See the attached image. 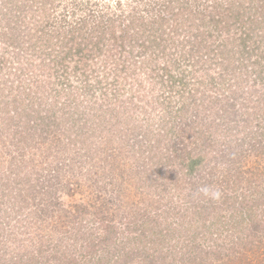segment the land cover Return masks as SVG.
I'll list each match as a JSON object with an SVG mask.
<instances>
[{"label": "rangeland", "instance_id": "obj_1", "mask_svg": "<svg viewBox=\"0 0 264 264\" xmlns=\"http://www.w3.org/2000/svg\"><path fill=\"white\" fill-rule=\"evenodd\" d=\"M52 1H54V4L49 2L47 9L53 17L54 24L51 28L46 27L47 30L51 31L61 23L60 19L63 17L69 19V22L79 18H88L93 22L101 16L114 17L115 19L122 17L120 20L128 24L127 19L130 14L140 12L139 14L144 16L145 20L152 21L156 18L158 11L165 10L163 5L167 2L166 0ZM179 1L185 4V8H187L186 10L183 9L184 18L182 24H179V28L191 23L192 13L190 12L205 8L211 11V4L214 2H223L227 6L228 1H230L236 5H251L256 9L264 10V0ZM26 5L35 8L41 6L29 0H0V188L3 187L2 180L8 174L13 172V178H16V176L20 178V187H13V198L4 195L5 197L2 198L4 206L1 205L3 202L0 201V264H14L12 258L16 257L24 259L21 264H27L26 260L29 259L31 262V258H28V256L32 255L34 256L33 262L38 261L37 264H40V262L45 264L50 257L54 256H57L55 260L58 261L59 254V264H63L66 259L67 262L64 263H70L69 256H73L72 247L78 249L87 247L84 245L86 240L82 237V233L71 238L69 234H66V237L70 238L68 248L71 247V250L70 252L67 250V256L65 257V252L60 251L56 254L52 248L48 249L44 238L45 228H40V223L36 218L41 215V210H46L45 214H48L50 212L49 208L54 210L61 207L65 211L69 223L66 224V227L54 223V227H50V230L60 231L64 235L66 232L72 234L74 232H85L86 229L78 228L83 219L85 220L83 222L84 226L96 230L99 224V220H96V208L99 206L98 216L104 215L100 213L104 204H107L104 209L109 207L113 210L112 215L116 216L115 223L119 227L121 226L120 228L123 231L124 236L115 241V244L109 243L111 246L109 250H117V254L115 252L114 254L122 258L121 264H264V246L258 250L256 249L252 255L247 257L248 260L245 257L241 259L242 255L237 254V252H240L239 250L245 248L246 242L241 245L237 244L233 248L222 247L229 242L227 234L233 232L230 230L233 223L231 217L242 221V226L245 217L244 212L240 210L242 205L234 197L237 187L233 181L239 172L237 168L240 167L241 172L251 170L256 168L258 161L252 156L245 157L250 152L247 151L245 155L247 145H245V149L241 150L242 152H239L241 155L234 156L235 160L228 156L223 158L220 155L215 156L219 153L218 150L223 151L222 146L227 143L234 146L233 149L229 150L230 152L237 151L238 148L233 140L245 138L247 134L244 131L241 135H238L237 132L243 130L241 125L238 126L239 128L229 129L223 123V120L235 121L236 119L227 115V112L220 105L210 106L208 112L210 111L211 115L202 110H194V108L180 109L182 105L184 106L185 103L192 100H188L186 94H184V100H181L176 93H172V90L177 92L176 88L179 84L175 87L167 82L164 85L165 87L161 84L151 85L147 78L141 75L138 79L143 80L144 91L149 92L145 93L147 99L156 103V105H145V108L141 107L139 110H134L131 107L126 111L121 109V118L120 116L116 118L115 112L113 114L109 112L101 118L91 119L89 114H94L92 108L94 106L96 108L102 107L99 104L106 97H103V94H105V92H102L103 89L99 87L97 90L93 89L95 88L92 87L95 86V80L87 81L88 83H82L83 88L81 87L77 91L75 102L78 100L77 98L82 97L84 90V101L81 107L78 108L79 112L77 113V119L79 117L81 119L77 124L80 132L87 133L88 138L87 136L77 138L75 130L77 127L68 130L67 127L62 125H51L50 133L45 135V141L42 145L39 144L41 132L38 128L35 130L37 136L35 141L29 139L26 143H23L21 149L15 150L13 148V138H16V140H26V136L29 138L26 134V136H16L17 134L15 135L13 132L24 130L25 125L28 127L33 126V121H35L33 116L38 111L44 112L46 110L47 115L50 114L51 116H60L64 112H60L58 109L50 111L52 108H50V105L57 99L55 97L56 92L59 90L64 91L65 88H62L59 81L56 82V85L53 84L58 77L51 76L54 72L52 69L50 70V67L53 66L51 64H53L52 59L54 56L52 55V58L48 57L51 51L47 53L35 44V39L30 41L26 38L25 29H27L29 23L34 22L31 19L32 12L35 10L30 7L27 8ZM10 23L11 28L9 27ZM21 25L25 29L20 27ZM157 26L159 25H154L155 28ZM170 26L165 29L166 35L171 34V30L176 26V23L171 22ZM207 27L211 29L210 26L206 25L201 30L207 32ZM65 28L66 26H64ZM13 34H17V36H13ZM184 34L180 35L179 32V35L173 36L172 40L179 43L178 39L183 40ZM261 34H264V29ZM166 40H170L166 41L165 52L168 58H171L173 53L180 57L183 50L173 47L174 43L171 39L166 38ZM157 49L159 48L150 49L146 55ZM210 49L211 38H208L206 42H201V46L195 50L197 52H195L194 57H181L176 60L177 62L174 63L173 68L177 69L174 70V73L178 74L181 71L186 76L191 72V76L188 75L187 77V80H189L196 69L191 64H187L186 59L200 58L202 53L208 55ZM105 54L104 52L100 56L98 64L103 63L108 58L109 55ZM174 59L176 58L174 57ZM157 60V64H164L161 58L158 57ZM233 69L230 68V71H234ZM209 73L217 77V83H221L217 71L213 69ZM206 74L199 73V78H205L204 83L191 82L188 84V88L194 89L193 86H196V90L206 92V95L211 94L214 90L211 89V86L207 88L208 83H211V77ZM104 76L105 71H101L99 79ZM250 79L254 80V77ZM111 80L110 78L109 82ZM227 80H222L225 87L229 82ZM234 85L235 83L233 87ZM246 87L249 88V86ZM3 89L6 91L5 100L2 99L4 94L1 90ZM18 93H20L19 98ZM64 93L63 95H65ZM63 95L62 101L64 100ZM130 95L131 93L123 95V100L129 101ZM199 98L200 96L197 99ZM42 101L43 103L40 104ZM160 101L162 103H158ZM4 102L9 104L6 109H2ZM70 103L71 101L68 102V105ZM71 106V108L68 107L65 110V114L72 112L74 116V101ZM178 109L179 111H177ZM33 110L38 111L34 113ZM59 120L57 119L56 123H59ZM190 121L198 122L197 129L189 131L193 135L191 138L198 140V143L193 145L188 141H183L185 144L178 146L183 151L180 154H174V159L171 162L160 160L159 151L151 150L148 147L152 144L151 142H154L152 146L170 148L173 151L178 142L169 141L170 138L167 140L163 138L160 142L155 143L157 134L163 131V135L178 138L173 133L174 128L178 126L182 128ZM28 123L30 124L28 125ZM53 127L54 132L52 133ZM186 129H188V126ZM207 129H209V133L206 132ZM66 131L69 133H65ZM186 136H188L187 133L183 138ZM178 140L179 138L176 139V141ZM3 142L5 143L3 144ZM140 142H143L144 145L142 151H140ZM35 143H37V147L39 144V150H33ZM11 151L15 152L12 153L15 159L10 157ZM153 154L156 155L152 159ZM113 155L117 158H113ZM184 155L187 158H189L188 155H199L202 161L197 166H190L191 171L188 176L182 177L183 172H179L177 177L173 178L174 169L183 170L181 157ZM201 155L205 159H202ZM95 156L97 160L101 159L103 162H94L93 158ZM73 162L76 168H80L78 171L82 174L79 181L81 186H77V177H71L72 184L67 181L65 183V180L61 183L59 181V176L67 171L66 166H70V163ZM95 168H97V171L102 170V172L94 176L92 181L85 179L88 173L97 172ZM113 168L115 169L113 170ZM64 175H67V173ZM122 175H126L128 182L121 177ZM239 176L236 179H239ZM211 177L214 178L211 180ZM255 177L257 176L254 175L251 179H255ZM110 179L116 180V182L108 183ZM178 179L182 183H178ZM256 179V183L260 182L258 177ZM204 186L219 190L221 197L218 200L204 197L199 191ZM99 188H102L100 191L101 198L97 201L95 196H97ZM18 195H20V200L22 196V203L27 202L29 209L20 205L22 207L20 217H15V214L12 213L9 217H5L10 213L4 211L6 208L11 209L15 205L16 207L11 210L17 211L19 204L16 202V197ZM225 195L230 199H225ZM263 197L262 192L258 193L256 197L258 207L257 205L254 206L259 213V218L263 215ZM211 203H216V205L212 207ZM194 206L200 207L197 208L198 211L195 212ZM29 211L35 212V214L30 215ZM220 219L222 220L220 225L216 224ZM29 222L32 223V229H34L30 233L28 231V229H31L28 227ZM128 222L132 224L129 229L127 228ZM18 229L20 231H17ZM237 229L239 230V226ZM262 229L264 232V225ZM262 229L259 232L264 234ZM99 231L97 233H100ZM17 232H20L17 241L12 243L9 241L8 234ZM244 235L243 230L240 236L243 237ZM76 241L80 242L78 246L74 245ZM218 246H220L218 250L215 249ZM42 250L44 253L39 255ZM128 250L132 252L127 256L125 252ZM215 250L216 252H223V257L219 253L207 256L208 252ZM29 251L30 253H28ZM257 251L260 254L258 256L256 255ZM193 252L196 254L195 257L191 256ZM224 252L228 255L225 256ZM118 253L120 256H118ZM51 262H54V260ZM86 263L84 262V264ZM118 263L120 264L119 261Z\"/></svg>", "mask_w": 264, "mask_h": 264}, {"label": "trees", "instance_id": "obj_2", "mask_svg": "<svg viewBox=\"0 0 264 264\" xmlns=\"http://www.w3.org/2000/svg\"><path fill=\"white\" fill-rule=\"evenodd\" d=\"M29 1L36 2L37 5L41 6H37L35 8L34 6L26 5L27 8L30 7L33 10L35 9L32 12L33 16L31 19L34 22L29 23L27 29H25L23 25L20 27L26 30L27 39L30 41L35 39L36 45H39V47L47 53L51 51L48 57L52 58V55L54 56L52 59L53 64H51L52 61L50 62L51 66H54L50 67V70L52 69L54 71L51 76H56L58 78L54 80L53 84L56 85V82L59 81L62 88L64 87L65 89L64 91L59 90L56 92L55 97H57V99L50 105V108L52 107L50 111L58 109L60 112H64H62L60 116H51L50 114L47 115L48 112L46 110H44V112L41 110H33L34 113L38 111V113L33 116L36 121L32 120L33 126L28 127L25 125L24 130L19 132L16 130L13 132L15 135L17 134L16 136L28 135L29 138H27V136L26 140H16V138H13V148L15 150L21 149L23 143H26L29 139L35 141L37 137L35 130L38 128L41 132V141L39 144L42 145L45 141V135H49L50 133L51 125H62L63 127H67L68 130H72L73 128L75 129V127H77V129H75L77 132V138L87 136L88 134L84 131L80 132L79 125L77 124L81 119V117L77 119V113L79 112L78 108L81 107L84 101V90L82 92V97L77 98L78 100L76 99L77 101L75 102L77 91L82 87V83L85 84L87 81L89 82L90 80H95V86H92L95 88L93 89L97 90L98 87L103 89L102 92H105L103 97H106L103 102L99 104L102 107L96 108V106H92L94 114H89L91 119H95L96 117L101 118L104 114L109 112L111 114L115 112V117L118 118L120 116L121 118V109L126 111L130 109L129 107H131L134 110H139L141 107L145 108V105H156V103L147 99L145 93L149 92L144 91L145 87H143V80L138 79L141 75H144L151 85L161 84L164 86L167 82L170 83L172 87H175L179 84L176 88L177 92L172 90V93H176L181 100H184V94H186L187 99L192 100H189L188 103L184 104V106L182 105L180 109L194 108V110H202L207 113L209 108H211L210 106L220 105V107L227 112V115L236 119L235 121L223 120V123L227 125L229 129L239 128L238 126L241 125L243 130L237 132L238 135H241L244 131L246 132L247 136L245 138L238 137L240 140H233L238 148L237 151L234 150V152H230L229 150L233 149L234 146L231 143H227L222 146L223 151L218 150L219 153L215 156L217 157L220 155L222 158L228 156L235 160V157L240 154L239 152L243 148L245 149V145H247L245 155L247 151L250 152L245 157L252 156L258 161V165H256V168L254 169L246 171L243 170L244 172H241V168H237L239 171L237 177L239 174L240 176L239 179H236V177L233 181L237 187V192L234 197H236L242 205L240 210L244 212L243 214L245 217L243 218V226L242 221L231 217L233 219V223L231 224L230 230L233 232L227 234L229 242H227V245H223L222 247L225 246L224 248H233L237 244L241 245L246 242L245 248L243 250H239L240 252H237L238 255H242L241 259L244 257L247 259L248 256L252 255L253 252L256 251V249L258 250L262 248L264 246V234H261L259 231H261L262 226L264 225V208H262L263 210L261 209L263 215L259 218V213L254 206L257 205L256 197L258 193L262 192V195H264V34H261L264 29V10H261L260 8L256 9L251 5H236L230 1H228L229 4L227 6L223 2H214L211 4V11L205 8L196 12H190L192 13L191 23H187L183 25L182 28H179L184 18L183 9L186 10L187 8H185V4H182L179 0H166L167 2L163 5L165 10L158 11L156 18L152 19V21L145 20L144 16L139 14L140 12H133V14H130L127 19L128 24L120 20L122 17H117L115 19L114 17L101 16L93 22H91L88 18L73 19L69 22V19L63 17L60 19L61 23L55 26V29L51 31L46 29V27L51 28L54 24L52 21L53 17L50 15L47 6L49 2H53L54 4V1ZM16 7L18 6L16 5ZM171 22H175L176 26L172 28L171 34L166 35L167 33L165 29H167L168 26L171 27ZM11 23L9 24L10 28L12 27ZM156 24L159 25L157 28L154 27ZM203 25L210 26L211 29L207 27V32L205 30H201V28L204 27ZM64 26H66L65 29ZM179 32L180 35L184 34V32L185 34L183 40H180L179 38V43H177L172 40V37L179 35ZM13 36H17V34H13ZM166 38L173 41V47L181 48V50H183L180 57L173 53L171 58H168L165 50L166 41L170 40H166ZM208 38H211V49L208 55L202 53L200 58L196 57L194 60L186 59L187 64H191L192 67L196 69L193 76L187 80L188 75L191 76V72L186 76L181 71L178 74L174 73V70L177 69L173 68L174 63L177 62L176 60L181 57H194L195 52H197L195 50L201 46V42H206ZM187 44H189L188 47ZM153 48L159 49L151 52L149 55H146L147 51ZM104 52L106 53L105 55L108 54L109 56L103 61V63L98 64V59ZM158 57L164 61L163 65L157 64ZM174 57L176 59H174ZM230 68H234V71H230ZM213 69L218 72V79L221 83H217V77L209 73L210 70ZM101 71H105V76L99 79ZM199 73H207L206 75L211 77V83H208L209 85L207 86V88L211 86V89L214 90L211 94L209 93L206 95V92L196 90V86H193L194 89L188 88V84L191 82L204 83L206 81L204 77L199 78ZM251 77H254V80H251ZM110 78L112 80L109 82ZM223 79H228L227 81L229 82L227 87L223 85ZM234 83L235 85L233 87ZM246 86H249V88ZM260 86L261 89L259 90ZM1 91L4 94L2 95V99L5 100L6 91L5 89ZM63 93L65 95H63ZM128 93H131L129 101H124L123 95ZM62 95L64 98L63 101L61 99ZM19 96L20 93H18V98ZM198 96H200L199 99H197ZM70 101L71 103L74 101V116L72 115V112L65 114V110L68 107L71 108L73 106H71V103L68 105V102ZM42 103L43 101L40 104ZM158 103H162V101ZM207 104H209V106H207ZM2 105V109H6L9 104L4 102ZM177 111H179V109ZM208 114L211 115V112L209 111ZM57 119H60L59 123H56ZM29 124L30 123H28V125ZM69 124H71L70 127H68ZM187 126L188 129H186ZM198 126L197 121H190V123L182 128L180 126L174 128L173 133H175L179 138L178 141H176L178 138L163 135V131L162 133H158L155 143L160 142L163 138L165 140L170 138L169 141L174 140L176 143L178 142L173 151H171L170 148L166 149L161 146H152L154 142H151L152 144L148 147L151 150L159 151L160 160H163L164 162L165 160L171 162L174 159V154H180L183 151L180 150L179 147L183 146L185 144L184 142L188 141L193 145L198 143V140L191 138L193 135L189 132L192 129H197ZM53 132L54 127L52 128V133ZM206 132L209 133V129H207ZM65 133L69 132L66 131ZM185 133H187L188 136L183 138ZM146 139L148 140L147 136ZM208 141L210 142V140ZM5 142H3V144ZM39 144L37 147V143H35L33 146L34 151L39 150ZM139 146L140 151H142L144 147L143 142H140ZM132 150L134 151L135 149ZM235 152H237V154H235ZM12 153L15 152L11 151L10 157L14 158ZM155 155L156 154H153L151 158L153 159ZM240 155L239 157H241ZM188 157L189 158L185 157V155L181 157L183 160L182 165L184 166L183 170L178 171L174 169L173 178H176L179 172H183L182 177L188 176L191 171L190 166H197L202 161L199 158V155H188ZM200 157L203 156L201 155ZM113 158H117V156L113 155ZM93 159L94 162H103L101 159L97 160L96 156ZM202 159H205V157ZM66 168L67 171H65L64 174L67 173V175L63 174L59 176L60 183L65 180V183L67 181L69 184H72L73 180H71V177H77V186H81V182L79 181L81 180L80 175L82 174L78 171L80 168H76L74 162L70 163V166H66ZM228 168L231 169L230 167ZM95 169L97 171V168ZM114 169L115 168H113V170ZM100 172H102V170L93 173L90 172L87 174L85 179L92 181L94 176H97ZM12 174L13 172L8 174V176H5L2 180L3 187L0 188L1 202H3L2 198L7 195V197L10 196L12 199L14 192L13 187L20 185V178H17V176L16 178H13ZM254 175L259 178L260 182L256 183V180H258L256 179L257 177H255L256 180L251 179ZM121 177L128 182L126 175H122ZM212 178L214 177H211V180ZM249 178L251 182H249ZM113 179L108 180V183L116 182V180ZM125 181L124 183H126ZM177 182L182 183L180 179H178ZM101 190L102 188H99L97 196H95L97 201L101 198ZM16 198V202L19 204L17 211L11 210L16 207L15 205H13L11 209L6 208L4 211L10 213L5 215V217H9L11 213L15 214V217H20L22 214V207L29 209L26 201L22 203V196L21 200L20 195ZM226 198L228 197L225 195V199ZM229 199L230 198H228V200ZM262 199V201H264V197ZM1 205L4 206V202ZM215 205L216 203H211L212 207ZM105 207H107V204H104L103 208H101L100 213L104 214L101 216H98L99 206L96 208V220H99L96 230L89 228V226H84L83 222L85 220L83 219L81 220V225L78 228H83L82 230L86 229L85 232H74L73 234L66 232L65 235L60 231L57 232V230L52 231L49 229L50 227H54V223L59 224L62 227H66V224L69 222L67 221L65 211L62 210L61 207L60 209L55 208L54 210H50L49 208L48 210L50 212L48 214H45L46 210H41V215L43 216L41 217V215H39L36 220L39 221L41 229L45 228L44 238L47 242L48 249L52 248L53 252L56 254L60 251L65 252L66 257L67 250H69V252L71 250V247L68 248L70 238L74 235L82 233V237L86 240L84 245L87 247L82 249L72 247L73 256H69L70 263L68 264H78L79 262V264H84V262H87L86 264H119L118 261L121 264L122 258L116 256L117 250H109L111 247L109 243L112 242L115 244V241H118L121 236H124L123 231L120 228L121 226L119 227L115 223L116 216L112 215L113 210L109 207L104 209ZM194 207L195 212L198 211L197 208H200L199 206ZM29 213L30 215L35 214V212L32 211H29ZM220 221L222 222L220 219L216 222V224L220 225ZM127 225V228L129 229L132 224L131 222H128ZM238 226L239 230L237 229ZM28 227L31 228L28 229L29 233L34 230L32 229L31 222H29ZM243 230L245 235L241 237L240 233ZM17 231L20 230L18 229ZM98 231L100 233H97ZM19 234L20 232L8 234L9 241L15 243ZM66 234L70 235L69 239L66 237ZM75 243L74 245L77 246L78 243L80 244L79 241H76ZM62 246L64 247L62 248ZM219 247L220 246L215 249L218 250ZM114 252L116 254H114ZM131 252V250H128L125 253L128 256ZM257 252L256 255H260L259 252ZM28 253H30V251ZM42 253H44L43 250L39 255ZM218 253L221 257H223V252H216V250L208 252L207 256L209 257L212 254L217 255ZM224 255L227 256L228 254L224 252ZM118 256H120L119 253ZM191 256L195 257L196 254L193 252ZM56 257L57 256L50 257L45 264H59L60 254L58 255V261L55 260ZM28 258H31V262L28 259L26 260L28 262L27 264H37L38 261L33 262V255L28 256ZM12 260L14 264H21L24 259L16 257L12 258ZM53 260L54 262H51ZM64 262H67V259ZM64 262L63 264H65ZM40 264H43V262H40Z\"/></svg>", "mask_w": 264, "mask_h": 264}, {"label": "clouds", "instance_id": "obj_3", "mask_svg": "<svg viewBox=\"0 0 264 264\" xmlns=\"http://www.w3.org/2000/svg\"><path fill=\"white\" fill-rule=\"evenodd\" d=\"M200 193L206 198L218 200L221 197V193L219 190H214L208 186H204L200 188Z\"/></svg>", "mask_w": 264, "mask_h": 264}]
</instances>
